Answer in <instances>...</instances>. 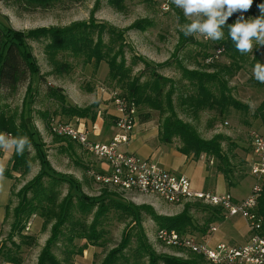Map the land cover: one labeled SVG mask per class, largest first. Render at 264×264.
I'll return each instance as SVG.
<instances>
[{"label": "rangeland", "instance_id": "374dc122", "mask_svg": "<svg viewBox=\"0 0 264 264\" xmlns=\"http://www.w3.org/2000/svg\"><path fill=\"white\" fill-rule=\"evenodd\" d=\"M241 15L245 20L248 19L246 11H238L227 22L234 23ZM142 22L146 24L144 29L132 28L136 23ZM186 22L182 10L171 5L168 12H163L158 3L153 0H124L115 8L109 6L107 0H60L48 9H37L32 12H26L12 4H5L0 1V23L16 32L27 33L41 28L66 29L75 24L85 23L91 27L101 24L108 25L121 33L124 40V57L126 64L131 69L129 80L139 76L143 69L141 63L132 65L134 58L140 57L146 60L150 68L154 69L159 76L175 85L176 92L173 95V104L177 118L192 126L203 141H210L218 136L224 140L221 144L222 150L230 159L231 164L229 180L238 184L228 186L222 177L216 181L213 179L206 181L204 167L207 166L213 173H216L217 161L211 157L200 155L199 158L202 160L198 158L194 164H191L194 169L185 173L191 184V189L196 192H202L206 189L215 194L229 192L236 199H241L246 195L248 196L255 185V179L248 175L245 157L246 154L250 153L249 131L256 130L264 135V123L252 116L254 110L264 101V88L252 87L248 80L253 77V68L245 66L233 78L228 79V87L230 96L247 106L246 112L230 110L228 115L222 117L214 111H203L198 113L196 118L188 113H183L178 106V97L189 94L190 88L187 86L188 83L181 78L180 66L177 64H181L187 71L213 72V69L206 65L201 57L203 48L208 54L213 53L210 40H206L204 37H185L180 31V26ZM88 36L96 39L97 30L90 32ZM188 38H191L192 42L195 43L187 42ZM102 39L107 42V36L104 34ZM27 46L36 60L39 76L36 75L28 83L19 86L17 91L1 105L7 106L9 113L14 114L17 126L20 125V115L24 114L29 128L38 135L45 160L50 168L64 180L60 187L61 196L58 197L56 204L52 207L53 214L58 212V204L69 190L72 194L71 203L72 205L75 204L76 195L69 180L78 185V190L84 196L107 205V219L104 221L99 241L102 245L94 247L95 254L87 264H100L107 252L118 245L122 233L128 226L133 228L132 247L136 245L135 234L142 232L146 242L158 255H165L194 264H209L202 259L199 260L185 249L168 247L158 242L155 237L156 226L148 216L143 215L138 222H134L130 218H124L121 212L114 208L113 204L118 202L131 206H146L151 208L156 216L160 217H175L190 208L187 212L197 228L204 224L206 212L201 211L202 207L193 206L195 204L168 205L153 195H141L133 191L120 192L115 188L103 186L95 182L92 172H96L95 165L105 170L106 164L87 154L69 139L53 135L50 132L51 119L60 122L65 121V117L60 114L62 103L75 106L81 110L92 109L95 114L100 112L104 118L108 119L106 111L99 107H108L113 112V106L110 103L111 93L127 94L125 89L120 88V83L117 80L109 77L108 66L102 62L97 68H94L92 62L85 64L83 57L76 58L68 55L63 60L70 65L71 69L67 74L59 75L54 73L53 67L45 58L43 53L44 41H30ZM261 61L264 62V54L261 55ZM216 63L227 64L228 59L222 55L216 59ZM151 81L153 79L150 78L148 72L142 74L140 83ZM123 82H128V80L125 81L124 79ZM48 88L59 89L64 100L60 101L48 96L46 94ZM165 90H167V86ZM160 100L164 106L163 95H161ZM249 100L255 101L254 108L249 107ZM140 108L137 110L136 122L148 123L151 127L148 133H152L154 137L142 142L141 144L145 149H140V152L136 154L141 159L147 158L159 166V158L168 157L180 144L175 137L170 143L162 142L156 134L155 130L157 129L159 132L167 114L160 116L158 111L146 107ZM40 114H46L45 120L40 118ZM135 126L133 132H138L139 125L136 128ZM228 146L230 151H228ZM28 151L30 154L27 160L28 171L23 175L12 173V179L6 178V182L0 186V245L7 243V235L14 220L12 210L19 200L18 190L31 182L40 172L41 164L36 147L32 146L31 150ZM5 153L2 151L0 159ZM12 154L6 164L7 173L12 164ZM187 157L190 158L191 156ZM182 172L183 170H181ZM75 209L76 207L72 209L74 217L82 218V213ZM91 218L92 215L89 214L86 226H88ZM35 219L36 217L32 216L23 230V234L34 238L35 243L31 247L21 246L17 254L20 264H36L38 254L44 246V244L43 246L39 244L38 239L43 237L38 235L46 234L49 236V229L55 221L54 215H52L48 224L42 225L39 234H35L32 228ZM212 226L216 228V231L211 235V243L221 242L237 246L244 243L249 235L248 228L238 218L223 220L222 223H212L201 236L192 231L190 235L197 239H203L204 236L206 238ZM14 242L18 243L19 239L15 237ZM83 243V241L75 240L74 245L81 246ZM53 251L58 259L63 258L60 249L56 248ZM79 257L81 256L72 257L70 263L77 264L76 260H79Z\"/></svg>", "mask_w": 264, "mask_h": 264}, {"label": "trees", "instance_id": "16d2710c", "mask_svg": "<svg viewBox=\"0 0 264 264\" xmlns=\"http://www.w3.org/2000/svg\"><path fill=\"white\" fill-rule=\"evenodd\" d=\"M0 1L5 4H12L14 7L23 9L26 12H32L37 9H48L60 0ZM122 2L124 0H107L108 5L114 8ZM262 3H264V0H253L251 8L246 11V17L248 19L259 17L261 13L258 5ZM231 24L233 23L226 22L224 40L218 42L210 41L213 49L212 54H208L205 48H203L204 51L201 53L202 60L213 69V72L187 71L181 64H177L180 66L181 78L188 83L187 86L190 88L189 94L179 95L178 106L183 113H188L193 118H196L198 113L203 111H214L218 116L222 117L228 115L230 110L247 111L246 105L230 96L228 79L233 78L245 66L253 68L257 62L264 63L261 61V55L264 54V46H256L253 48L252 54L242 55L236 50L235 45L228 37L227 25ZM145 26L146 24L142 22L136 23L132 28L142 30ZM96 30V39L88 36L90 32H95ZM103 34L107 36V42L102 39ZM188 39L187 42L195 43L192 42L191 38ZM30 41H44L43 53L45 58L53 67L54 73L59 75L67 74L71 69L70 65L63 60L68 55L76 58L81 56L84 58L85 64L92 62L94 68L104 62L108 66L109 77L117 80L120 83V88L127 91V94H121L120 96L133 103L136 110L140 107H146L158 111L160 116L167 114L158 132V137L162 142L170 143L175 137L180 144L177 151L182 155L191 156L195 160L200 155L215 159L217 161L216 171L224 176L228 186L234 185L229 180L231 175L230 159L223 152L221 146L224 140L218 136L210 141H203L198 137L192 126L183 123L177 118L173 104V95L176 92L175 85L159 76L154 69L150 68L146 60L140 57L134 58L132 65L141 63L143 69L139 76L129 80L131 69L126 64L124 57L123 35L111 26L101 24L91 27L81 23L66 29L41 28L22 33L11 30L0 23V132L13 136H28L32 146L37 149L41 164L40 172L31 182L24 185L17 192L19 200L16 207L12 210L14 220L7 235V243L0 245V263L20 264L17 254L21 246L31 247L34 245V238L23 234V230L32 216L41 218L43 225L48 224L52 215H54L55 219L50 227L49 236L38 254L36 264H69L72 257L81 256L87 247H100L102 245L99 242L103 231L102 227L107 219V205L101 201L91 200L81 194L78 190V185L70 180L69 183L76 195L75 204L72 205L71 203L72 194H70L69 190L58 204V212L53 214L52 207L56 204L58 197L61 196L60 187L64 180L50 168L45 160L38 141V135L29 128L24 114L20 115V125L17 126L14 114L9 113L7 106L1 105L2 102L6 101L9 96H12L17 91L19 86L28 83L32 77L39 76L36 60L27 46ZM218 51L220 52L219 54H217ZM222 55L228 59L227 64L216 63V59ZM145 72H148L153 81L140 83V78ZM124 79L125 81L128 80V82H123ZM248 81L252 87L264 88V83L256 81L254 77H250ZM166 86L167 90H165ZM46 94L57 100H64L59 89L48 88ZM161 95H163L164 106L160 100ZM60 114L65 117L64 122H67L66 119L73 117L94 120L96 116L92 109L81 110L75 106L63 103L60 106ZM252 116L264 123V101L254 110ZM45 117L46 114H40L41 119L45 120ZM228 151H230L229 146ZM1 153L2 150H0V156ZM248 154H246L245 162ZM29 157L28 150L22 156L13 152L11 157L12 164L8 173L5 171V178L12 179V173L21 175L26 173L28 171L27 160ZM261 188L262 192L258 200V213L264 215V182H262ZM113 206L126 219L130 218L132 221L138 222L143 215L148 216L154 222L157 230H173L180 235H190L192 231L199 233L198 235L201 236L210 224L222 223L224 220L220 210L200 206L199 204L193 206L202 207L201 211L206 212L204 224L199 228L194 226L192 217L187 212L190 208L175 217H160L156 216L152 209L146 206H131L118 202H114ZM74 207H76L75 210L82 213V218L74 217L72 212ZM89 214L92 215V218L88 226H86ZM188 228H191V230H188ZM132 231V226H128L124 230L118 245L107 252L100 264H194L156 254L150 244L146 242L142 232L135 234L136 245L132 247ZM15 237L19 239L18 243L14 242ZM75 240H80L84 243L81 246H76L74 245ZM56 248L60 249L63 254L61 260L57 258L53 251Z\"/></svg>", "mask_w": 264, "mask_h": 264}, {"label": "built area", "instance_id": "2783aa9c", "mask_svg": "<svg viewBox=\"0 0 264 264\" xmlns=\"http://www.w3.org/2000/svg\"><path fill=\"white\" fill-rule=\"evenodd\" d=\"M153 1L158 3L163 12H168L172 5L170 0ZM110 96L112 120L117 131L112 139L103 143L93 142L89 135L96 130L94 124L88 131L82 123L75 126L54 119L49 125L50 132L69 139L87 154L106 164L105 170L92 172L95 182L120 192L153 195L168 205L199 204L216 208L224 220H242L249 233L246 242L240 246L211 243V235L216 231L214 226L210 227L207 237L203 239L180 235L173 230H157L155 237L158 242L168 247L185 249L209 264H264V215L258 213V200L264 182V135L256 130L248 133L250 153L246 167L248 175L255 179V185L246 198L237 200L229 193L196 192L191 189L189 179L184 175L166 171L156 163L127 151L137 120V110L125 97L117 93H111Z\"/></svg>", "mask_w": 264, "mask_h": 264}, {"label": "clouds", "instance_id": "9594fccd", "mask_svg": "<svg viewBox=\"0 0 264 264\" xmlns=\"http://www.w3.org/2000/svg\"><path fill=\"white\" fill-rule=\"evenodd\" d=\"M176 8L182 10L186 23L180 26L185 37H204L218 42L225 38V26L228 19L236 12L248 11L253 0H170ZM260 16L245 20L241 15L227 25V34L236 50L243 54H252L256 46H264V3L258 5ZM179 20V17H177ZM256 81L264 83V63L257 62L252 70ZM249 107L254 108L255 101L249 100ZM32 143L28 136H13L0 132V150L12 151L23 155L31 150ZM6 164L0 160V186L6 182Z\"/></svg>", "mask_w": 264, "mask_h": 264}, {"label": "crops", "instance_id": "0c3cea01", "mask_svg": "<svg viewBox=\"0 0 264 264\" xmlns=\"http://www.w3.org/2000/svg\"><path fill=\"white\" fill-rule=\"evenodd\" d=\"M99 108L103 111L104 110L106 111V115L108 116L109 120L107 118H104L100 112H98L96 114L94 120H90L89 118L83 119L81 117H73L71 119H66V120H67V122L74 124L75 126H78L79 124L82 123L85 125V127H86V129H88V131H90L92 124H94L96 126V130L93 134L89 135L90 139L93 142L103 143V142H106V141L112 139L116 135L117 131L114 128V124H113L114 122L112 121L111 110H109L108 107H104V106H101ZM135 125H136L135 128L137 127V125H139L138 126L139 127L138 132L132 131V135H131L129 145L127 147V151H129V152H131L137 156L136 153L140 152V149H142V150L145 149L141 143L145 142L148 138L154 137V136L152 135V133H148L149 129H151V127L149 126L148 123L136 122ZM155 131H156V134H158V130L156 129ZM3 152L5 153V151H3ZM11 154H12V151H6V153L3 155V157L0 160L4 161L5 164H7ZM197 160H194L191 157L189 158L187 156L182 155L175 148V151L172 152L171 155L169 154L168 157L162 156L161 158H159L158 161L160 163L159 166H161L162 169L169 171V172H172V173H175V174L184 175L185 177H187L185 173H187L188 170L191 171L194 169V167H192L191 164H194V162H196ZM199 160H202V158H199ZM204 166H205V164H204ZM94 168H95L96 172H101V169H102L101 167H97V165H95ZM181 170H183L184 173L183 172L181 173ZM178 172H180V173H178ZM204 177H205L206 181L212 180V179L214 181H216L218 178L222 177L223 180L225 181V183L227 184L223 175H221L219 172L213 173L211 171V169H209L207 166L204 167ZM233 183H234L233 186L238 184L235 182H233ZM208 192H212V191L208 190ZM226 193H229V192H226ZM222 194H224V193H222ZM230 195L233 196L232 194H230ZM246 196L244 198H246ZM244 198H241V199H244ZM241 199H237V200H241ZM42 225H43V221L41 220V218L36 217V219L34 220V222L32 224V228L34 229L35 234H37V233L39 234L40 230L42 229ZM38 236L43 237V238L38 239L39 244L41 246H43V244L45 243V241L48 238V235L39 234ZM245 242L246 241H244V243ZM244 243H242V244H244ZM237 246H240V245H237ZM93 249H95V248L90 246L86 250H84L83 255H81V257H79V260H76L77 264H87L88 261L91 258H93L94 254H95V251Z\"/></svg>", "mask_w": 264, "mask_h": 264}]
</instances>
